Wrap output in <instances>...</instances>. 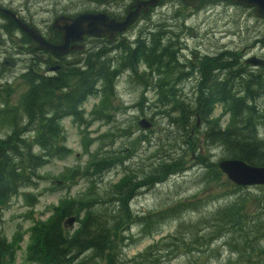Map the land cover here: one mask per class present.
Returning <instances> with one entry per match:
<instances>
[{
  "label": "trees",
  "instance_id": "obj_1",
  "mask_svg": "<svg viewBox=\"0 0 264 264\" xmlns=\"http://www.w3.org/2000/svg\"><path fill=\"white\" fill-rule=\"evenodd\" d=\"M219 3L232 4L229 0H203L200 5L204 8ZM17 28L12 19L6 18L3 32L9 35ZM161 35L162 31L157 30L149 34L146 42L139 36H134L132 41H123L118 48L121 66L117 68L111 69L108 46L101 41L94 44V49L85 52L80 59L82 67H76L73 60L68 70L45 76L41 63H30L21 75L26 86L18 103L12 106L6 101L0 103V130L5 131L3 137L0 136V264H16L24 235L28 238L20 264H117L122 258V250L132 242L129 233L134 226L139 227L144 238L167 221L177 222L175 234L181 235V244L187 228L192 230L189 231L191 236L196 230L204 234L200 240L208 236L207 243L217 236H230L232 254L244 260L235 264H264V219L260 218L264 215V208L259 201L252 203L250 199L235 196L247 188L228 181L225 205L217 206L212 212H208L212 209L208 210L192 228L179 218L181 213L174 207L143 215L136 214L131 208L142 189L163 186L171 178L183 176L191 161L205 171L200 177L202 185L225 178L218 167V162L224 159L264 167V141L257 136L259 128L264 131V113L260 107L264 97V78L258 73L245 75L239 72L238 56L224 51L218 56L200 59L197 68L200 83L197 86L175 87L169 84L175 64L174 50L168 42L158 45L156 40ZM260 43L264 45V39ZM222 67L231 75L223 84L213 76V72ZM123 73L134 78V84L142 89L135 107L151 106L157 109L153 115L168 116L171 129L168 130L170 139L166 148L161 146L139 168H133L135 164L130 167L128 162L135 157L134 152L141 144H146L148 138L139 136L131 140L125 135L126 131H122L127 145L121 153L111 150L90 154L85 167L66 170L50 182L55 187L46 189L51 193L67 191L78 177L88 182L81 195L71 198L66 192L55 206L48 208L51 214L47 219L35 220L26 231H16L9 242L1 226L11 200L22 196L26 205L34 208L39 195L23 193V190H37L39 182L45 179L40 170L53 161H64L72 154L66 145L63 121L69 119L77 126L87 124L85 118H90L91 123H109L111 117L104 111L113 104L111 95L116 88L115 82ZM237 73L241 79L237 78ZM9 91L7 85L0 87V95L5 93L8 96ZM150 92L155 98L148 103L145 95ZM98 95L100 105L87 113L84 108L87 99ZM217 106L221 110L215 115ZM174 133L176 137L172 138ZM177 138H181L185 149H181ZM174 140L176 143H172ZM213 148L222 150L224 158L211 161ZM119 167L123 170L122 177L99 193L96 180ZM198 203L203 207L214 202L196 199L184 204V210L198 212ZM69 219H74L76 229L65 225ZM201 226L207 231H202ZM167 238L171 239V236ZM154 263L156 260L148 255L135 264Z\"/></svg>",
  "mask_w": 264,
  "mask_h": 264
},
{
  "label": "rangeland",
  "instance_id": "obj_2",
  "mask_svg": "<svg viewBox=\"0 0 264 264\" xmlns=\"http://www.w3.org/2000/svg\"><path fill=\"white\" fill-rule=\"evenodd\" d=\"M165 1L162 6L156 5L157 9L150 16L151 21L170 23L172 30L178 31L180 29L178 25H181L175 23L176 20L183 21L187 18L188 20L186 19L183 25L186 28H190L187 32L189 40L194 41L196 44L201 41L199 43L201 44L198 48L199 50L214 52L215 45L232 43V46L238 47L236 52L238 55L245 54L244 51L249 49L252 52L264 55V48L261 49L262 46L260 44H254L256 40L261 41L264 38V21L255 17L252 9L243 8L233 3L231 5L219 3L210 5L211 8L204 11L202 9L198 11V7L190 8L185 6L182 0ZM0 4L5 7V9H0L16 12L17 18L21 17L25 19V21L31 23L43 35H47L50 32L54 18L57 15H61V13L64 15L83 11L97 13L102 12L100 10L105 8L119 11L127 5V2L122 0H0ZM125 10L126 8L123 9L124 12ZM6 18L8 17L0 11V28L5 26ZM145 23L149 24V21ZM137 26L135 25L134 31L131 32L132 34L138 35V31L141 28ZM17 29V31L15 30V32L9 35L0 31V87L7 85L10 88L8 96L5 93H1L0 103L2 104L6 101L10 106L18 103V97L23 93L26 86L25 80L21 75L27 66L33 63L32 61L20 62L19 59H30L35 54L33 52L30 56V52L33 51L30 47L26 49L30 52H27L24 51L25 48L19 47L18 44L12 41L15 36L20 37L18 32L20 29ZM16 32L18 33L16 34ZM193 34L196 36V39L191 37ZM28 37L31 39L29 35ZM220 39L223 40L218 41ZM9 61H13L14 66L9 63L7 64ZM15 64H18V66ZM175 74L177 75L178 72H173L174 77L176 76ZM49 76H52V74H49ZM134 82V78H129L127 73H123L116 80V88L111 95L114 102L112 101L113 104L104 111V114L111 117L109 123H105L104 121L91 123L90 118H85L87 124L77 126L69 119L63 121V127L66 130L67 136L66 145L72 154L66 160L53 161L40 170L42 177L45 179L39 182L37 190L33 188L23 190V193L39 195L38 204L34 208L27 206L22 196L11 200L9 208L4 214V222L1 226L2 232L9 242L16 231H26L35 220L47 219L51 214L48 208L52 205L55 206L61 197L66 196V192H68V196L71 198H77L81 195L85 191L88 182L78 179V177H76L75 184L67 189V191L64 189L61 192L51 193L47 192L46 189L48 187H55L50 182L66 170L85 167L90 154L97 151L104 152L111 150L120 152L125 149L127 140L125 136H122V131H126L125 135L131 140L139 136H146L148 138V142L141 144L136 152H134L135 157L128 162L130 167L135 164L136 166L133 168H139L161 146L166 148L170 139V135L168 134V130L171 129L168 126L169 118L166 114L153 115L157 109L151 106L145 105L143 108L135 107V104L141 97L142 89L134 84ZM145 98L150 103L154 100L155 94L150 92L145 95ZM100 101V95L95 98H88L84 105L85 111L87 113L90 112L100 105ZM260 107L264 113V97L260 101ZM220 110V106H217L216 111H214L215 115H218ZM141 119H146L147 121L150 119L148 121L151 124L149 130L142 131L137 126V123ZM225 119V117L222 118L224 126L226 125ZM198 128L200 131L203 130L200 124ZM259 129V133H257L258 139L264 141V131L262 128ZM4 134L5 131L0 130V136L3 137ZM175 137L176 133L172 134V138ZM177 139L181 145V149H185L181 138ZM175 140L172 143H176ZM87 143L90 144L87 145ZM83 147H87V149L84 150ZM210 153V159L213 162H218L225 155L222 150L215 148ZM122 171V167L113 169L96 180L95 185L98 192L101 193L104 189H108L109 184H115L122 177ZM203 174H205V171L198 166H194V161H191L188 163V170L183 176L173 177L163 186L160 185L150 190L142 189L140 194L131 203V208L136 214L143 215L146 212H158L174 207L181 213L179 218L187 223V227L192 228V225H196L201 221L203 215L212 212L215 208L224 206L228 200V191L225 188L226 183H228L226 176L219 182L202 185L200 184V177ZM231 190L233 191L232 188ZM235 196L239 197L237 199H250L252 203L259 201L260 206L264 208V187L243 189V191L235 193ZM196 199L197 201L209 199L214 203L203 207L198 203V212L184 210V204ZM231 200L236 199L231 197ZM231 200L229 204L232 202ZM30 211L32 212L31 215L29 214ZM260 218L264 219V215L260 216ZM70 227L76 229L77 224L73 222L71 226H68V228ZM201 229L204 232L207 231L205 227L201 226ZM176 230L177 222L167 221L156 232L142 238L143 236L140 235L139 227L134 226L129 233L132 235V242L130 241L127 247L122 250V258L118 260L117 264H135L138 259L141 260V258L148 255L156 260L154 264H235L239 262L243 263L244 261L241 258L238 259L236 254H232V240L230 236H217L212 238L210 243H207L208 236L200 240L204 234L196 230L194 236H191L189 231L192 230L187 228L184 243L181 244L179 242L181 235L175 234ZM168 236H171L173 240L168 239ZM27 238L28 235H24L23 241L20 243L21 249L17 252L16 264H20L23 260ZM195 238L196 242H194ZM155 243L154 248L147 250ZM146 251L149 254H146Z\"/></svg>",
  "mask_w": 264,
  "mask_h": 264
},
{
  "label": "flooded vegetation",
  "instance_id": "obj_3",
  "mask_svg": "<svg viewBox=\"0 0 264 264\" xmlns=\"http://www.w3.org/2000/svg\"><path fill=\"white\" fill-rule=\"evenodd\" d=\"M122 1H126L127 5L124 7L126 8L125 12L123 11L124 8H122L121 10H113V9H109V8H105L103 10H100L102 12H105L108 14V16L110 18L115 19L116 21H122V19L126 16L127 12L130 10H133V5L135 4V2L137 1H146V0H122ZM134 3V4H133ZM161 5L162 3L158 4V6ZM0 8L5 9L4 6H2L0 4ZM157 9V6L155 7H148V8H144V5L140 6V10H139V14L137 16L136 21L134 22V24H132L130 27H128L123 33H118L116 34V36L114 38H112L111 40H108L106 38H94V37H89V36H82L80 41H70L68 48L70 49L68 51L67 54L64 55H60V56H55L53 55L51 52L46 51L45 49H38V48H33V43L32 40L28 37V35H26V33H24L22 30H19V38L18 37H14V39H12V41L15 44H18L19 47L21 48H25L24 51L30 52L26 49H28L29 47L31 48L30 52V56L33 52H35L34 56H31L29 61L32 62H38V64L41 63L42 65V73L45 76H49V74L55 75L57 73H59L61 70H68L70 68V63L75 60L76 61V67H82V62L80 61V59H82L85 56V52L87 50H92L94 49V44L97 41H101L103 44L108 46V59L110 60V67L111 69L117 68L118 66H121V64L119 63V58L121 53L119 52L118 48L120 47L119 45L123 42V41H132L134 36H139L141 39L143 38L145 40V42L148 40V36L151 32L154 31H162V35L160 38H158L156 41L158 43V45H162V44H166L165 42H168L174 50V60L173 63L174 64V69L173 72H178V74L174 77L172 74V78L169 82V84H174L175 87H187V86H197L200 83V79H199V74H198V64L200 63V59H202V57H213L216 56L217 54L223 53L224 51H228L229 53H233L234 55H236V57L238 56V61L237 63L239 64V72H244L245 75H248L249 73L251 74H255L258 73L259 76L264 78V64L261 67H254V66H250L249 64H246L245 61H247L248 59L252 58V57H257L260 58L261 60L264 61V55H261L257 52H252L249 50H245V54L243 55H238L237 49L238 47L236 46H232V43L229 44H217L214 46V52H206L203 50H199L198 48L201 46V41H199L197 44L194 43V41L189 40V34L187 33L190 28H186L183 24H185V20L187 18H185L183 21H180L176 19L175 23L180 24L181 26L178 25V27H180V29L178 31H173L172 30V26L170 25V23L164 22H154L153 20L151 21L150 16L154 13V10ZM90 11H83L80 13H67V14H63L61 13V15H57L52 24L60 17H66V18H74L82 13H89ZM96 12V11H93ZM13 13L15 14L16 12L13 11ZM17 14V13H16ZM18 19L26 24L28 27H34L31 23H29L28 21H25V19H22L21 17H18ZM188 20V19H187ZM149 21L148 23H145ZM135 25H138L137 27H140L141 29L138 31V35L132 34L131 32L134 31L135 29ZM58 26H61V24H58ZM136 27V28H137ZM35 28V27H34ZM162 30H161V29ZM36 29V28H35ZM4 27L0 28V31L3 32ZM38 32L39 30L36 29ZM17 31V30H16ZM16 32V34L18 33ZM149 32V33H146ZM39 34L41 35V37H43V39L54 45V46H59L62 45V43L64 42L62 39V35L59 34L58 32H56L55 30L52 29V26L50 27V32L47 35H43L41 32H39ZM159 37V36H158ZM192 38L196 39V36L193 34L191 36ZM224 39V38H223ZM223 39H220L218 41H221ZM264 39V38H263ZM262 39V40H263ZM91 44V45H90ZM254 44H260L262 46L261 49L264 48V45H262V43H260L259 40H256L254 42ZM39 44H36V46H38ZM72 47H80V48H72ZM198 49V50H197ZM253 49V48H252ZM243 53V52H241ZM218 56V55H217ZM242 58V61H241ZM28 59H19L20 62H25ZM52 62H54V64H51ZM11 64L14 66V62L13 61H9L7 62V64ZM19 64V63H18ZM18 64H15L18 66ZM58 66V69L54 70V71H50L52 70L54 67ZM62 68H67V69H62ZM248 73V74H246ZM187 74V75H185ZM213 76H216L217 82L223 84L224 82H226L229 77L231 76L229 74L228 71L223 70L222 68H219L217 71L213 72ZM237 78H239V74L237 73ZM241 79V78H239ZM238 79V80H239ZM236 79L237 82H240ZM240 86H243L242 84ZM233 87H235V85H233ZM264 95V94H263Z\"/></svg>",
  "mask_w": 264,
  "mask_h": 264
},
{
  "label": "water",
  "instance_id": "obj_4",
  "mask_svg": "<svg viewBox=\"0 0 264 264\" xmlns=\"http://www.w3.org/2000/svg\"><path fill=\"white\" fill-rule=\"evenodd\" d=\"M161 0H146L144 2L137 1L133 5V10L128 11L122 21H116L110 18L105 12L97 13H82L74 18L60 17L53 24L52 29L62 35L63 43L59 46H54L46 42L39 32L34 27H28L22 23L16 15L10 10H2V13L18 26L20 30L28 34L34 48H43L50 51L55 56L67 54L69 42L80 41L82 36L94 38H106L111 40L118 33H123L130 27L139 14L140 6L144 8L155 7ZM185 6L196 8L202 0H182ZM233 4L253 9L254 16L264 21V0H229ZM61 24V26H58ZM36 44H39L38 47ZM80 48V47H72ZM251 66H263L262 60L251 58L245 62ZM58 67L50 71H54ZM138 126L143 130H148L151 126L146 119L138 122ZM218 167L225 174L226 178L238 187L264 186V167L250 166L243 161L237 159H224L218 162ZM74 219H69L65 225L71 226Z\"/></svg>",
  "mask_w": 264,
  "mask_h": 264
}]
</instances>
